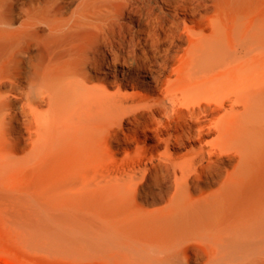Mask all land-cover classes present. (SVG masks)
Wrapping results in <instances>:
<instances>
[{
  "label": "bare ground",
  "instance_id": "6f19581e",
  "mask_svg": "<svg viewBox=\"0 0 264 264\" xmlns=\"http://www.w3.org/2000/svg\"><path fill=\"white\" fill-rule=\"evenodd\" d=\"M0 204L100 264H264V0H0Z\"/></svg>",
  "mask_w": 264,
  "mask_h": 264
},
{
  "label": "rangeland",
  "instance_id": "374dc122",
  "mask_svg": "<svg viewBox=\"0 0 264 264\" xmlns=\"http://www.w3.org/2000/svg\"><path fill=\"white\" fill-rule=\"evenodd\" d=\"M47 232L48 230L45 228L38 229L19 225L14 209L9 205L0 204V264L101 263L96 246H94V242L91 243L92 240L90 242L81 239H68V241L61 237H58L60 240L58 238L55 240L54 237H47L46 234L49 233ZM106 264L128 263L119 257L106 261Z\"/></svg>",
  "mask_w": 264,
  "mask_h": 264
}]
</instances>
